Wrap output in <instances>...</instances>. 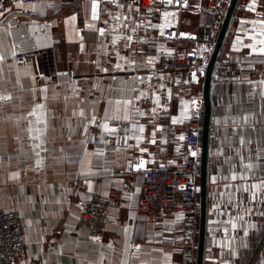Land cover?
Listing matches in <instances>:
<instances>
[{"label": "crops", "instance_id": "crops-1", "mask_svg": "<svg viewBox=\"0 0 264 264\" xmlns=\"http://www.w3.org/2000/svg\"><path fill=\"white\" fill-rule=\"evenodd\" d=\"M40 19L48 26L39 30ZM148 35L130 46L129 15L97 0L0 6V210L22 221L20 264H177L181 213L137 210L145 169H181L193 101L203 84L159 72L167 24L200 37L210 14L146 10ZM213 33V34H212ZM51 50L53 83L16 55ZM264 0L235 13L210 86L204 264H264ZM68 71L82 77L72 83ZM175 121V122H174ZM184 137L180 139V137ZM235 177V178H233ZM121 199L102 238L78 227L85 203Z\"/></svg>", "mask_w": 264, "mask_h": 264}, {"label": "built area", "instance_id": "built-area-1", "mask_svg": "<svg viewBox=\"0 0 264 264\" xmlns=\"http://www.w3.org/2000/svg\"><path fill=\"white\" fill-rule=\"evenodd\" d=\"M33 0H0V6L10 2ZM127 13L135 25V33L130 38V46L143 45L148 35L145 12L152 7L174 9L181 17L200 18L210 14L213 18L212 31L217 34L230 0H97ZM252 0H238L235 13L247 10ZM39 30L49 24L40 19ZM213 34V33H212ZM162 37L172 44V50L159 63V72L173 77L174 86H182L201 81L208 67L215 35L207 40L183 32L178 25L167 24L162 29ZM16 62H32L36 65V82L39 86L53 83L55 79L54 57L51 50H42L30 55H16ZM72 83L82 81V77L67 73ZM191 114L193 121L186 127L185 162L181 169H145L137 210L148 219L157 220L165 212L181 213L182 235L178 242L180 257L177 264H195L198 237V180L201 146L202 102L193 101ZM195 153V155H192ZM121 199L111 190L104 201L94 199L79 210L78 227L88 238H102L109 221L110 211L120 208ZM26 259V241L21 218L15 212L0 210V264H20Z\"/></svg>", "mask_w": 264, "mask_h": 264}, {"label": "water", "instance_id": "water-1", "mask_svg": "<svg viewBox=\"0 0 264 264\" xmlns=\"http://www.w3.org/2000/svg\"><path fill=\"white\" fill-rule=\"evenodd\" d=\"M238 0H230L223 22L217 32L213 44V50L208 67L201 82L203 84L202 92V119H201V146H200V165H199V180H198V237L195 264H204L205 251V232H206V194H207V170H208V155H209V133L211 122V101H210V86L213 70L219 54L221 52L223 42L234 18ZM200 39L207 40L210 35V28H200Z\"/></svg>", "mask_w": 264, "mask_h": 264}, {"label": "snow or ice", "instance_id": "snow-or-ice-1", "mask_svg": "<svg viewBox=\"0 0 264 264\" xmlns=\"http://www.w3.org/2000/svg\"><path fill=\"white\" fill-rule=\"evenodd\" d=\"M262 51H264V49H262ZM175 122V121H174ZM184 137H180V139H183ZM192 155H195V153H192ZM233 178H235V177H233Z\"/></svg>", "mask_w": 264, "mask_h": 264}, {"label": "rangeland", "instance_id": "rangeland-1", "mask_svg": "<svg viewBox=\"0 0 264 264\" xmlns=\"http://www.w3.org/2000/svg\"><path fill=\"white\" fill-rule=\"evenodd\" d=\"M190 18V17H189ZM191 19H197L196 17H192Z\"/></svg>", "mask_w": 264, "mask_h": 264}]
</instances>
